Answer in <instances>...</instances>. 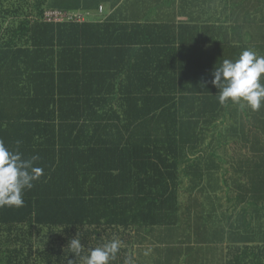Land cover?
Instances as JSON below:
<instances>
[{
  "label": "trees",
  "instance_id": "16d2710c",
  "mask_svg": "<svg viewBox=\"0 0 264 264\" xmlns=\"http://www.w3.org/2000/svg\"><path fill=\"white\" fill-rule=\"evenodd\" d=\"M49 1L0 0V139L13 150L22 141L44 170L22 207H0V264L77 261L68 246L78 235L85 256L122 241L111 264H147L150 250L160 255L149 264H196L193 244L254 236L264 107L221 105L211 80L224 59L260 45L264 55V0H229L227 38L196 41L188 70L157 54L172 44L166 25L94 23ZM52 9L66 16L49 21ZM222 258L264 264V246L230 245Z\"/></svg>",
  "mask_w": 264,
  "mask_h": 264
},
{
  "label": "crops",
  "instance_id": "0c3cea01",
  "mask_svg": "<svg viewBox=\"0 0 264 264\" xmlns=\"http://www.w3.org/2000/svg\"><path fill=\"white\" fill-rule=\"evenodd\" d=\"M228 1L229 0H50L47 2V8L57 7L59 9L71 6L74 10L90 13L89 19L94 23H107L112 26L113 23L123 25L126 23H146L166 25L159 34L162 37L171 39L172 44L168 46L163 42L159 49L167 46L168 49L158 51L163 57H170L171 61L176 59L174 63L175 70H188L192 62L197 60L200 55L196 53L198 46L196 41L204 39L219 40L227 38V30H222L221 26L226 25L228 19ZM102 8V9H101ZM88 20V19H87ZM214 30V31H213ZM109 32L96 33L89 32L92 36L99 38H108ZM137 35L134 40L143 37ZM184 48V49H181ZM259 47H251L249 49L261 55ZM140 54V52L138 51ZM142 54V53H141ZM149 53L142 54L148 55ZM156 54V53H152ZM170 62L169 60H167ZM181 62V64H180ZM153 65L166 66L167 62ZM122 109L124 101L117 100ZM211 207L206 210H210ZM235 214V213H234ZM251 227L255 231V235L251 237L241 236L230 242L227 237L223 240L217 238L203 244H193V250L190 257H194L196 264H225L222 254L226 253V249L230 245L244 247L245 245H256L260 243L264 246V207L253 209L251 217L248 218ZM246 223H249V222ZM207 224H210L208 219ZM226 226V224L224 223ZM209 228V227H208ZM210 229V228H209ZM212 230V229H210ZM213 231V230H212ZM145 261L152 262V256L157 259L160 253L154 250L144 251ZM249 251L246 253L248 254ZM140 256V255H139ZM184 255V259H187ZM146 262V263H147ZM147 263V264H149Z\"/></svg>",
  "mask_w": 264,
  "mask_h": 264
},
{
  "label": "clouds",
  "instance_id": "9594fccd",
  "mask_svg": "<svg viewBox=\"0 0 264 264\" xmlns=\"http://www.w3.org/2000/svg\"><path fill=\"white\" fill-rule=\"evenodd\" d=\"M211 83L219 89L218 100L221 105L228 102L245 105L252 111H259L264 107V55L246 49L235 61L224 59L219 67L212 71ZM22 141H16L13 150L0 139V207L24 205L25 190L34 187V181L44 174L42 167L36 166L39 155L24 158L19 151ZM122 241L112 239L101 246L90 248L88 254L82 255L84 245L79 238L71 239L68 248L78 260L84 264H111L117 259L121 250ZM69 260L68 264H77Z\"/></svg>",
  "mask_w": 264,
  "mask_h": 264
},
{
  "label": "built area",
  "instance_id": "2783aa9c",
  "mask_svg": "<svg viewBox=\"0 0 264 264\" xmlns=\"http://www.w3.org/2000/svg\"><path fill=\"white\" fill-rule=\"evenodd\" d=\"M46 18L49 20V21H56L58 22L59 20H62L66 14L65 13H62L58 10H49V11H46V14H45Z\"/></svg>",
  "mask_w": 264,
  "mask_h": 264
},
{
  "label": "rangeland",
  "instance_id": "374dc122",
  "mask_svg": "<svg viewBox=\"0 0 264 264\" xmlns=\"http://www.w3.org/2000/svg\"><path fill=\"white\" fill-rule=\"evenodd\" d=\"M53 1H56V0H53ZM212 143H216V141L214 140ZM223 143H224V142H221V146H223V149H228L229 145H231V143H230V144H224V145H223ZM226 143H227V142H226ZM231 151H232V150H231V148H230L228 154H227V153H224V157H225V158H228V157H229V154L231 155ZM197 209H198L199 212H203V213L205 212V209H204V205H203V204L198 205V206H197ZM210 211L213 212V210H206V212H208V213H209ZM231 213L234 214V209H231Z\"/></svg>",
  "mask_w": 264,
  "mask_h": 264
}]
</instances>
